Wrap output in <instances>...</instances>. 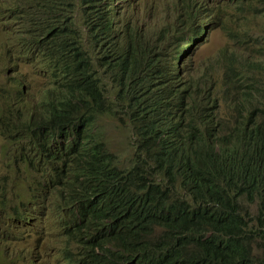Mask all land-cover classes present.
<instances>
[{"label": "trees", "instance_id": "1", "mask_svg": "<svg viewBox=\"0 0 264 264\" xmlns=\"http://www.w3.org/2000/svg\"><path fill=\"white\" fill-rule=\"evenodd\" d=\"M18 1L1 3L0 16L20 17L37 51L15 61L61 63L40 69L49 82L33 107L25 103L37 93L32 84L30 92H1L8 104L3 149L19 152L8 164L18 176H37L17 195L12 210L20 220H60L65 245L57 249L68 264H264V98L241 97L228 127L207 119L200 79H180L160 65L150 38L157 31L152 0H105L98 11L116 32L110 37L89 22L81 44L64 43L67 31L78 33L74 26L56 25L73 8ZM201 1L174 0L177 18L204 9ZM106 39L112 54H94ZM105 118L132 133L128 166L99 128Z\"/></svg>", "mask_w": 264, "mask_h": 264}, {"label": "clouds", "instance_id": "2", "mask_svg": "<svg viewBox=\"0 0 264 264\" xmlns=\"http://www.w3.org/2000/svg\"><path fill=\"white\" fill-rule=\"evenodd\" d=\"M19 0L18 2H23ZM105 0H91L85 2L82 0H52L44 8L59 11L62 8L71 7L73 12H64L61 15L60 23L56 25L67 26V29L72 25L78 33L70 34L67 31V36L64 43H80L81 34L87 31L88 23L96 21V25L102 29L106 28L108 35L113 36V30L117 28L107 26L102 22L98 7ZM156 8V18L154 25L157 28L156 36L150 35V38L155 39L152 44L158 49L162 55L160 65L163 71L172 74L175 77L184 80L199 78L202 85L200 90H203V96L200 98L202 103L203 114L210 120H221L228 127V124H233L238 117L237 105L239 99L246 94L257 95L264 98V85L262 78L264 75V48L259 55L254 59H248L244 62H236L235 55L226 48L222 47L216 55L205 59H200L198 52L200 48L207 42L213 30H220L227 35L224 25L221 23V12L215 8L214 3L209 6V1L202 0L204 9L191 8L186 13L178 16L180 8L172 4L174 0H152ZM239 11L243 20H250L260 27L261 20H264V0H222ZM252 1L253 4L249 5ZM11 2V0H0V4ZM243 10L245 6H248ZM170 10V13L168 12ZM255 12H259V18L252 17ZM152 16V15H151ZM153 17V16H152ZM177 18V19H176ZM11 23V27L7 24ZM238 34L244 37L249 35L248 27L245 23H240ZM13 29V31H12ZM26 27L20 17L7 18L5 15L0 16V49L3 50V58L5 63L14 68V71L20 69L23 64L22 60L15 61L20 55H23L27 50L33 49L37 51L36 46L27 38ZM114 32V33H115ZM37 34L33 38H38ZM44 37L42 39H46ZM91 41V39H90ZM112 40L98 41L94 45V54L100 55L104 52H111ZM12 50V54L7 57V50ZM15 61V64L12 62ZM47 64H56L61 66L57 58L48 60ZM47 64H36L39 68H31L36 71V76L47 84L49 79H45L40 73V69H48ZM1 65V64H0ZM27 66V65H25ZM28 67V66H27ZM30 68V67H28ZM56 71V70H54ZM10 78L13 77V72L8 71ZM55 77H51L54 80ZM15 87L12 89L6 88L5 91L12 94L16 91L28 90L30 92L28 81L12 79ZM12 84V83H9ZM17 88V90H16ZM4 89L0 88V96ZM173 92L170 94L172 97ZM4 97V96H3ZM2 97V98H3ZM115 98V97H113ZM182 102V101H180ZM184 102V101H183ZM8 110H6L7 112ZM5 112V116L7 113ZM110 119V118H106ZM101 121H106L101 119ZM113 123H118L113 120ZM99 128H101L99 126ZM4 137V136H3ZM133 139V136H132ZM4 141L5 137H4ZM134 144V142H133ZM247 204H245L246 206ZM43 221V220H42ZM36 228L44 226L45 222L40 223L39 220L34 225L30 219L20 220L16 228L24 231L25 226Z\"/></svg>", "mask_w": 264, "mask_h": 264}, {"label": "rangeland", "instance_id": "3", "mask_svg": "<svg viewBox=\"0 0 264 264\" xmlns=\"http://www.w3.org/2000/svg\"><path fill=\"white\" fill-rule=\"evenodd\" d=\"M211 3H214V9L221 12V23L224 25L227 35L225 36L220 30H213L207 42L199 50V58L205 59L216 55L224 46L235 55L234 63L256 58L264 48V20H261L259 27L250 20H243L239 11L227 2L209 1L210 7H212ZM168 12L170 13L169 9ZM240 23L247 25L249 31L247 37L238 34ZM72 50L77 52L76 49L72 48ZM0 64V88L5 90L15 87L12 79L28 81L37 89V93H34L33 98L27 99L25 103L28 107L35 106L41 97L38 91L42 93L46 89V87H41L44 83L36 76V71L20 64V69L14 71V68L5 63L2 49H0ZM8 71L13 72L12 79ZM262 84L264 85V75ZM6 110H8L7 100L0 96V121L4 120ZM21 111L28 114L25 105L22 106ZM104 120L106 121L99 120L98 125L102 127V132L109 140L112 151L119 156L122 166H128L134 152L132 133L119 126H114L111 118ZM18 144L23 146L25 143L18 142ZM5 145L0 130V199L6 198V203L2 205L8 204V207L5 208L0 205V264H68L64 260L62 252L57 249L62 248L65 242L60 238V220L54 215L43 220L44 226L32 228L26 225L24 231L16 228L20 217L12 209H17V195L25 193L28 188V179L33 181L37 176L34 172L25 170L20 172L21 176L16 175L14 170H17V167L8 164L10 161L8 155H13V152H17V150L15 148L3 149ZM21 150V148L18 149V151ZM50 199L54 201L52 198ZM34 213L37 214V210ZM258 251L260 254L264 253L261 248H258Z\"/></svg>", "mask_w": 264, "mask_h": 264}]
</instances>
